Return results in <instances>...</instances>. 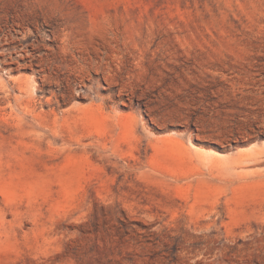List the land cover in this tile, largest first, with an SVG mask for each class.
I'll list each match as a JSON object with an SVG mask.
<instances>
[{
    "label": "rangeland",
    "instance_id": "rangeland-1",
    "mask_svg": "<svg viewBox=\"0 0 264 264\" xmlns=\"http://www.w3.org/2000/svg\"><path fill=\"white\" fill-rule=\"evenodd\" d=\"M0 264H264V0H0Z\"/></svg>",
    "mask_w": 264,
    "mask_h": 264
}]
</instances>
